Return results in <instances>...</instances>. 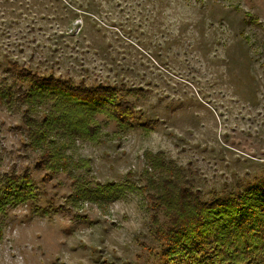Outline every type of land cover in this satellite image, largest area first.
Returning <instances> with one entry per match:
<instances>
[{"label":"rangeland","instance_id":"374dc122","mask_svg":"<svg viewBox=\"0 0 264 264\" xmlns=\"http://www.w3.org/2000/svg\"><path fill=\"white\" fill-rule=\"evenodd\" d=\"M22 67L109 85L136 120L120 129L97 115L101 142L56 127L49 142L82 166L44 180L27 105L0 97V189L27 171L40 190L0 206V264H165L154 230L169 223L142 189L147 150L180 166L204 202L264 182V0H0V84ZM107 182L137 188L69 205L78 185Z\"/></svg>","mask_w":264,"mask_h":264},{"label":"trees","instance_id":"16d2710c","mask_svg":"<svg viewBox=\"0 0 264 264\" xmlns=\"http://www.w3.org/2000/svg\"><path fill=\"white\" fill-rule=\"evenodd\" d=\"M244 20L247 24H259L249 15ZM16 78L11 84H0V97L7 104L16 100L27 105L24 112L30 140L35 147H41L35 168L49 170L44 180L60 171L71 175L72 166H82L65 155V143L57 145L54 139L49 142L56 127L68 136L101 142L97 115L115 122L120 129L130 128L136 120L134 104L118 97V91L109 85L89 87L76 84L71 78L44 77L23 67ZM48 103L51 109L39 121L34 116L35 107ZM153 126L147 122L144 128L151 130ZM143 157L148 167L144 172L147 184L142 189L153 205L163 210L169 223L168 227L157 225L154 230V238L166 247L161 254L165 264H175L177 257L191 264H264V182L230 197L204 202L184 170L168 161L162 152L147 150ZM8 178L0 189V206L39 196L40 190L27 171ZM78 187L70 195V206L84 200L111 201L125 188H137L115 182L98 184L95 190ZM64 209L63 205L58 208ZM54 211L49 204L39 213L47 215Z\"/></svg>","mask_w":264,"mask_h":264}]
</instances>
